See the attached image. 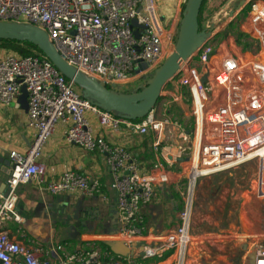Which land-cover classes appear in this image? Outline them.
Returning a JSON list of instances; mask_svg holds the SVG:
<instances>
[{
	"label": "built area",
	"instance_id": "built-area-1",
	"mask_svg": "<svg viewBox=\"0 0 264 264\" xmlns=\"http://www.w3.org/2000/svg\"><path fill=\"white\" fill-rule=\"evenodd\" d=\"M162 3L165 2L0 0V21L44 30L64 61L85 77L119 91L153 71L169 55L165 49L173 47L178 14L166 12L167 6ZM246 30L259 47L253 60L226 53L212 63L214 49L208 33L195 52L179 64L173 77L180 88L178 97L186 91L192 104L193 134L187 139L189 158L185 168L188 192L182 199L176 225L156 238L146 233L143 208L154 198L156 186L168 182V172L159 163L146 171L125 147L98 134L87 114L94 115L99 126L113 130L124 127L144 134L150 129L155 132L153 145L157 147L164 125L170 122L166 108L161 119L155 117L156 106L141 119L125 118L83 97L44 55L18 56L2 49L0 103L9 105L15 101L21 86H25L26 126L32 137L24 149L9 152L10 175L5 192L0 193V264H155L148 261L166 255L174 257L173 264H186L192 240V195L198 178L253 160L257 168L256 193L264 198V2L254 4ZM59 121L66 124L63 135L67 143L102 156L115 195L114 241L122 242L131 255H117L93 243L68 250L70 244L64 241L55 244L53 250L58 257L53 263L50 250L27 236L21 226L16 229L17 238L3 228L6 220L21 222L14 211V190L22 183L32 181L51 194H100L96 178L68 169L51 180L38 163L42 147ZM248 250L243 264H264V237L253 241ZM249 254L253 255L252 263L247 261Z\"/></svg>",
	"mask_w": 264,
	"mask_h": 264
},
{
	"label": "crops",
	"instance_id": "crops-1",
	"mask_svg": "<svg viewBox=\"0 0 264 264\" xmlns=\"http://www.w3.org/2000/svg\"><path fill=\"white\" fill-rule=\"evenodd\" d=\"M182 1H167L169 5L165 7V11L176 14ZM227 15L229 16V13ZM233 18L234 14H230L227 20ZM246 23L248 24V16L244 24ZM222 28L223 26L213 29L211 26L206 29L211 35L209 40L214 49L212 63H217L225 50L227 53H236L230 48V34L227 35L226 40L217 41L216 37ZM245 33L249 34L247 30ZM249 36L251 37L250 34ZM227 40L228 43H226ZM2 49L5 50L0 47V51ZM179 91L180 88L174 78L170 79L161 89L155 117L163 118L162 110L165 107V114L170 122L164 125L157 147L153 145L155 132L150 129L144 134L131 132L124 127L113 130L99 126L95 116L91 113L87 114L98 134L111 143L125 147L140 161L146 171L159 163L168 172V182L156 186L154 198L143 208L146 233L150 238L163 235L176 225L177 213L181 206L180 194L183 193L181 191L187 184L185 175L189 158L187 139L190 140L192 137L193 122L187 104L188 94L184 91V94L178 97ZM175 97L178 98L174 100ZM26 111L18 102V96L9 105L0 103V166L1 160L10 159V150H22L31 140L32 131L26 126ZM65 126L66 124L61 121L55 124L52 133L42 147L38 163L45 167L46 175L51 180L57 179L61 172L68 169L80 171L90 178H96L101 185L100 194L90 197L77 193L51 194L34 182L28 181L14 190V211L21 217V222L19 224L13 220L3 222V228L8 231L9 235L17 238L16 229L21 226L27 236L37 239L43 248L50 250V259L53 263L58 257V253L53 250L56 243L68 242L70 244L68 250L85 246L87 243L104 248L101 242H113L117 238V213L115 195L111 189V174L98 152L82 150L64 140ZM145 140L147 144H144ZM237 167L197 179L194 204L197 213L200 209H203L206 215L213 213V205L218 204L221 193L225 189V186L221 185L224 180L228 181L234 175L233 173H237ZM6 171L2 172L0 169L1 194L5 192L6 180L9 177ZM217 189H221L219 194ZM200 235L202 234L194 231L191 233V236L196 238ZM228 249L232 250L233 255H226L227 250L222 251L220 247H203L195 243L188 248L186 262L190 264H243L249 251L248 247L235 249L229 247ZM220 256L224 260L219 258ZM148 262L173 264L174 257L166 255L161 259L155 258Z\"/></svg>",
	"mask_w": 264,
	"mask_h": 264
},
{
	"label": "rangeland",
	"instance_id": "rangeland-1",
	"mask_svg": "<svg viewBox=\"0 0 264 264\" xmlns=\"http://www.w3.org/2000/svg\"><path fill=\"white\" fill-rule=\"evenodd\" d=\"M163 1L165 2L162 3L163 6L165 4V6L169 5L167 2L169 0ZM185 1L181 2L180 9L177 12L178 21H180ZM261 2H264V0H206L199 27L200 29H207L213 26V29H218V27L223 26L216 37L217 41L226 40L227 35L230 34V48L243 60H253L258 54L259 47L257 42L249 34L245 33L246 29H248V24L244 23L247 16L252 12L254 4ZM228 13L229 16L227 15ZM230 14H234V18L227 20ZM176 36L174 37V43ZM226 43H228V40ZM173 47H167L165 52L171 53ZM223 52L224 54L227 53L226 50ZM194 65L199 69V64L196 60ZM152 73L153 71H150L143 77L134 80L122 90L127 93L137 86L144 85ZM174 81L177 83L176 77ZM76 87L80 90L78 86ZM187 94L190 101H187L188 109L192 118L191 98L189 93ZM237 168V173H233L234 175L228 181L224 180L221 185L225 186V189L221 193L222 196L218 204L215 203L213 205L214 211L209 213L211 215H206L207 213L203 209H200L199 213L194 209L190 233L194 231L202 235L199 238L192 237L189 246L199 243L203 247H220L222 251L225 250L226 252L227 250L226 255H233L232 250L228 249L229 247L234 249L248 247L249 249L253 241L264 237V198H260L256 193V162L253 160L248 161ZM193 189V204H195V192L197 189L195 186ZM220 190L217 189L218 194ZM186 191L185 186V189L181 191L183 193L180 194V202L185 197ZM219 258L224 260L221 256ZM186 264L190 263L186 262Z\"/></svg>",
	"mask_w": 264,
	"mask_h": 264
},
{
	"label": "water",
	"instance_id": "water-1",
	"mask_svg": "<svg viewBox=\"0 0 264 264\" xmlns=\"http://www.w3.org/2000/svg\"><path fill=\"white\" fill-rule=\"evenodd\" d=\"M203 1H185L173 51L153 70L144 85L137 86L127 93L108 88L96 79L82 75L61 58L44 30L36 26L0 21V40L27 42L36 46L65 78L80 88L83 97L106 111L129 119H141L156 106L162 87L174 77L179 64L189 58L207 37L208 32L206 29H200L198 22ZM132 24L136 25V21L132 20ZM204 80L205 76L202 77V81ZM18 102L27 110V92L24 85L20 88ZM1 163V171L7 170L6 173L10 175V159L1 160ZM111 251L121 256L132 254L119 241L111 242ZM248 258V262L252 263L253 255L249 254Z\"/></svg>",
	"mask_w": 264,
	"mask_h": 264
},
{
	"label": "trees",
	"instance_id": "trees-1",
	"mask_svg": "<svg viewBox=\"0 0 264 264\" xmlns=\"http://www.w3.org/2000/svg\"><path fill=\"white\" fill-rule=\"evenodd\" d=\"M205 2L206 0L203 1L201 8H200V12L198 16L199 26H200V17H201ZM0 47L18 56H27V55H32V54L43 55L41 51L37 49L36 46L29 44L27 42H18L14 40H0ZM119 92H125V91L119 90ZM144 144H147V140L144 141ZM101 246H103L104 248H107L108 250H111V242H101Z\"/></svg>",
	"mask_w": 264,
	"mask_h": 264
}]
</instances>
